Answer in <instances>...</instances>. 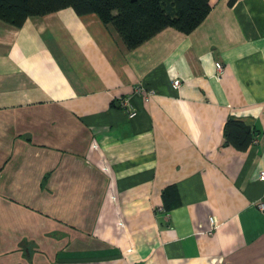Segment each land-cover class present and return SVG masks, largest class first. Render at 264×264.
<instances>
[{
  "label": "crops",
  "instance_id": "crops-1",
  "mask_svg": "<svg viewBox=\"0 0 264 264\" xmlns=\"http://www.w3.org/2000/svg\"><path fill=\"white\" fill-rule=\"evenodd\" d=\"M210 5L134 48L71 7L0 20V264H264V0Z\"/></svg>",
  "mask_w": 264,
  "mask_h": 264
},
{
  "label": "trees",
  "instance_id": "trees-1",
  "mask_svg": "<svg viewBox=\"0 0 264 264\" xmlns=\"http://www.w3.org/2000/svg\"><path fill=\"white\" fill-rule=\"evenodd\" d=\"M233 0H230L232 3ZM71 7L76 14L94 13L111 24L128 48H134L166 27L189 33L210 11V0H0V20L20 27L30 16H42ZM225 143L239 150L256 139L252 128L229 117L224 124ZM175 185L162 190L164 213L177 203Z\"/></svg>",
  "mask_w": 264,
  "mask_h": 264
},
{
  "label": "built area",
  "instance_id": "built-area-1",
  "mask_svg": "<svg viewBox=\"0 0 264 264\" xmlns=\"http://www.w3.org/2000/svg\"><path fill=\"white\" fill-rule=\"evenodd\" d=\"M215 67H216V70H217V77L220 78L222 73H223L222 63L219 60L215 61ZM180 84H181V81H180L179 78H176V79H174L172 81V85H173L174 88H178L180 86ZM135 91L137 93H142L143 91H146L147 94H152L153 93L152 90L146 89L144 86H142V84L136 85ZM120 104L122 105V107L125 108L127 116L129 118H132V117H134L137 114V111L132 109V107L130 106L128 99H125V100L121 101ZM259 179L260 180H264V170L260 171ZM259 208L264 209V203L260 202L259 203ZM157 212L158 213H164V208L162 206H159L158 209H157Z\"/></svg>",
  "mask_w": 264,
  "mask_h": 264
}]
</instances>
